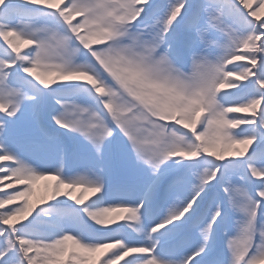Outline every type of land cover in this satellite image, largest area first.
Instances as JSON below:
<instances>
[{"label": "snow or ice", "instance_id": "1", "mask_svg": "<svg viewBox=\"0 0 264 264\" xmlns=\"http://www.w3.org/2000/svg\"><path fill=\"white\" fill-rule=\"evenodd\" d=\"M0 264H264V0H0Z\"/></svg>", "mask_w": 264, "mask_h": 264}]
</instances>
